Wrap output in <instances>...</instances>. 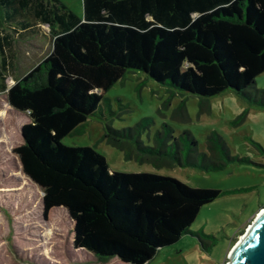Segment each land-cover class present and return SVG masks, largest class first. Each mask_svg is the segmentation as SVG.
Segmentation results:
<instances>
[{
    "label": "trees",
    "instance_id": "16d2710c",
    "mask_svg": "<svg viewBox=\"0 0 264 264\" xmlns=\"http://www.w3.org/2000/svg\"><path fill=\"white\" fill-rule=\"evenodd\" d=\"M40 36L51 43L48 55L8 88L16 41ZM130 71L200 99L230 91L264 105V92H248L264 72V0H82L80 17L60 0H0V93L29 120L13 152L42 192L44 214L63 210L74 248L99 264L148 263L190 234L201 208L224 195L167 176L111 172L93 147L62 143L82 133L105 93ZM164 128L154 146L141 141L143 124H106L103 140L126 160L156 168L222 169L197 153L189 133L174 139ZM211 137L210 150L228 156L224 142Z\"/></svg>",
    "mask_w": 264,
    "mask_h": 264
},
{
    "label": "rangeland",
    "instance_id": "374dc122",
    "mask_svg": "<svg viewBox=\"0 0 264 264\" xmlns=\"http://www.w3.org/2000/svg\"><path fill=\"white\" fill-rule=\"evenodd\" d=\"M60 1L77 16L82 15V0ZM43 30L47 33V27ZM50 48L47 37L16 41L15 68L6 73V86L11 87L41 62ZM256 90L264 92V72L248 92ZM28 121L8 105L5 93H0V264H99L89 253L74 248L72 223L63 210L44 214L42 192L21 171L13 150L22 144L21 127ZM106 124L115 130L143 124L141 141L145 146H154V136L166 131L164 127L174 139L187 132L197 142L198 154L223 167L217 171L178 165L156 168L148 162L126 160L122 151L103 140ZM214 134L224 142L228 156L210 150L209 139ZM62 143L93 147L105 157L111 172L151 173L224 193L201 208L190 234L160 249L146 264H227L234 246L264 208V105H251L230 91L200 99L130 71L105 93L97 114L88 118L82 133L67 136ZM106 264L125 263L112 259Z\"/></svg>",
    "mask_w": 264,
    "mask_h": 264
},
{
    "label": "water",
    "instance_id": "95a60500",
    "mask_svg": "<svg viewBox=\"0 0 264 264\" xmlns=\"http://www.w3.org/2000/svg\"><path fill=\"white\" fill-rule=\"evenodd\" d=\"M241 237L227 264H264V212L255 218Z\"/></svg>",
    "mask_w": 264,
    "mask_h": 264
},
{
    "label": "bare ground",
    "instance_id": "6f19581e",
    "mask_svg": "<svg viewBox=\"0 0 264 264\" xmlns=\"http://www.w3.org/2000/svg\"><path fill=\"white\" fill-rule=\"evenodd\" d=\"M262 212H264L263 210L260 212V214H262ZM260 214H259V216H260ZM242 238V237H241Z\"/></svg>",
    "mask_w": 264,
    "mask_h": 264
}]
</instances>
